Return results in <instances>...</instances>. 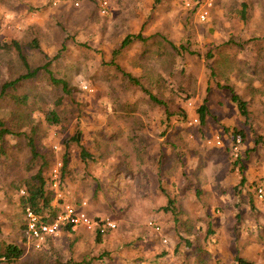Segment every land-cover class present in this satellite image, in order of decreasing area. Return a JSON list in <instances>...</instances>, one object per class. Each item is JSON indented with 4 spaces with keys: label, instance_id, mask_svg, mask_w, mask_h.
Segmentation results:
<instances>
[{
    "label": "rangeland",
    "instance_id": "1",
    "mask_svg": "<svg viewBox=\"0 0 264 264\" xmlns=\"http://www.w3.org/2000/svg\"><path fill=\"white\" fill-rule=\"evenodd\" d=\"M99 1L0 0V40L19 34L32 22L39 26L43 49L49 54L58 47L51 42L53 37H65L56 71L76 89L72 96L62 95L59 123L45 122L42 108L32 111L42 124L38 140L43 151L51 150L60 159L66 150L64 140L76 129L81 131L80 143L95 160L79 159V143H70L69 172L59 191L64 202L83 198L87 212L109 217L116 224L100 241L80 228L65 233L59 230L46 239L41 250L32 249L27 242L29 249L21 259L33 257L39 264L66 260L67 264H209L208 245L220 239L227 245L236 242L235 222L239 221L227 207L234 183L228 186L223 178L238 179L239 171L232 167L233 157L225 149L231 140L223 127H244L229 90L218 83L232 85L248 101L254 125L252 130L244 127L240 150L250 148L259 133L264 137V0H212L205 21L191 7L204 6L206 0H160L156 5L153 0H107L105 12ZM242 3L246 6L244 18ZM130 30L149 37L121 48L116 61L134 73L140 72L139 59L147 61L153 91L170 101L171 110L181 106L185 112L184 116L173 114L167 126L160 122L164 115L161 106L151 105L145 93L129 85L121 70L109 62L112 49ZM171 43L179 46L178 51ZM144 47L148 49L145 59L140 56ZM7 71L4 67V73ZM156 71L170 82H155ZM185 91L186 98L182 97ZM43 96L42 107L49 109L59 95L45 91ZM205 96L213 115L201 125L199 119L194 120V109ZM134 131L138 142L149 144L150 152L138 156L132 151L130 135ZM215 135L221 144L206 141ZM164 138L168 143L163 150L171 154L169 163L175 167L169 175L154 169L162 149L159 151V141ZM172 144L179 150H173ZM28 155V150L16 155L19 163L12 174L15 168L26 171ZM1 161L0 242L22 244L25 210L17 192L9 188L11 174ZM130 166L133 174L124 170ZM251 169L259 171L264 187V148L259 146L249 154L244 173L250 175ZM179 176L190 183L185 190L176 186ZM169 197L175 198V215L162 209ZM149 221L158 224L159 230ZM227 264L234 262L228 259Z\"/></svg>",
    "mask_w": 264,
    "mask_h": 264
},
{
    "label": "trees",
    "instance_id": "2",
    "mask_svg": "<svg viewBox=\"0 0 264 264\" xmlns=\"http://www.w3.org/2000/svg\"><path fill=\"white\" fill-rule=\"evenodd\" d=\"M60 1L76 2L78 0ZM159 1L160 0H153V5H156V3ZM3 2L8 3L9 0H3ZM3 2H0V4ZM100 2L101 0L99 1V5ZM241 6L240 14L242 18H244L246 7L245 3H242ZM209 7H211V5ZM191 10H194L197 13L198 6L193 5ZM148 37L149 36H144L140 30L127 31V33L121 38L118 46L112 49V58L109 62L117 69L121 70V76L127 80L129 85L137 86L145 93V98L150 102L151 105L161 106L164 115H162L163 117L160 122L162 125L167 126V124H169L168 121L170 117L173 116V114L177 113L179 116H184L185 112L181 106H177L175 109L171 110L169 108L170 101L162 97L161 94L153 91L151 86L148 84L150 81H152V79L150 80L149 78L152 70L150 69L147 61L142 59L137 61V64L140 67L139 73H134L129 69H122V67L116 61V57L120 53L121 48L125 47L135 39L144 42L148 39ZM42 40L43 34L39 26L33 22L27 24L19 34L10 37V39L0 40V53L4 55L1 56L0 54V158L3 165L6 166V170H8V172L11 174V178L8 180L9 188L17 192L19 195L18 200L20 206H22V209L25 210V208L28 206L34 213L39 215L40 218L44 220H51L56 215V213L61 210L62 203L64 202L63 195L56 198L55 202H53L54 193L51 187V169L53 163L58 160L61 161V165L59 167V187L63 188L65 183V174L67 171L69 172L67 165L69 161H71L68 150L69 144L73 142L79 143L80 150L78 156L79 159L84 162H88L89 159L95 160V155L80 143L82 134L79 129H76L72 135L64 140L66 150L64 154L60 156V159L58 157L56 158V155L51 150L43 151L44 148L41 146V143H39V128L42 124L39 118L32 116V111L38 107L42 108V110H44L43 115L45 122L49 124L59 123L62 120V116H60L58 106L64 100L62 95L72 96V92L76 89V87L70 85L67 77H65L64 74L59 75V73L56 71L55 65L57 64V60L65 50V37L63 39L60 38L59 35L53 37L51 42L58 46L55 53L53 54H49L43 49ZM171 45L178 51L179 46L175 45L174 43H171ZM180 46H182V44H180ZM147 52L148 49L144 47L140 56L145 59V54ZM4 67L8 68L6 73H4ZM210 74H214L211 67ZM42 80H44L45 83H42ZM160 81H163L164 84H168L170 82L164 77V75L157 72V75H155V82ZM218 86L225 87L229 90L231 100L235 102L240 115L243 117V126L252 130L254 125L252 120L253 115L249 109L247 99L243 98L239 93H237L232 85L218 83ZM55 88L60 91V94ZM175 90L183 91L185 89ZM208 90L209 83L206 86V92ZM45 91L59 95L54 98V107L49 109H44V107H42L44 104L43 93ZM184 94L186 95L182 94V97L186 98L185 96H188L187 92L185 91ZM188 101L189 100L186 99V102ZM194 111L196 112L197 119L200 120L201 125L206 124L208 122L209 116L213 115L207 105L206 96L203 98L202 102H200L195 107ZM139 120H141V118ZM244 127H223L227 131L228 138L230 137L231 140L225 143V149L233 157L231 161L232 167H237L239 171V178L234 184V193L241 191L239 186L243 185L247 178L244 172L249 164V154L252 152H257L259 146L264 148V137H262V134L259 133L258 137L254 139V145H252L250 148L248 147L240 150V153L236 157L232 155L230 150L231 143L237 136H239L241 140H244L246 136V129ZM164 130L165 128L161 134H164ZM140 135L142 136V133H140ZM136 136H138L136 135V131L130 135V137L134 140L132 143V151H137L138 156L144 155L146 151L150 152L151 147L149 144L145 140H140L141 142H138L139 140H137L138 138ZM167 143L168 142L165 138L163 141H159V151L160 148L162 149L160 153L157 154V167L154 168L156 172H160L159 174H162V170L165 175L172 174L175 170L173 163H169L171 160L169 159L171 154H167L166 151L163 150ZM172 148L173 150H179L174 144H172ZM22 150H28L29 153L28 159L25 161L26 171H18V169L15 168L14 173L12 174L13 167L16 165V163H19L16 155ZM178 153L179 151H176V154ZM127 162L130 163V161ZM124 170L132 174L134 173V168L131 166ZM177 178L181 179V181H179L176 185L177 188L185 190L190 184L188 183V179L180 176ZM251 184H248L247 187L249 189L252 188L255 193L257 188L261 186L263 188L264 197V187L262 186L261 182L255 179L251 182ZM20 189H24V193H20ZM82 199L83 198H79L73 201V203L79 204L81 201H83ZM162 209L169 210L175 215L177 213L175 198L169 197L166 204L162 206ZM87 213L95 221H99L101 218L99 214H90L89 212ZM26 221L27 218L25 213L24 222L21 223L22 244L8 241L0 242V264H39L34 262L33 257L28 259L30 261H23L21 259V256L26 253V248H28L27 242L30 243L32 249L41 250L44 248L46 239L51 238L54 234L48 235L40 247H35L32 243V240L29 239L26 234ZM76 228H80L81 232L87 231L98 241H100L102 236H104L106 232L109 231L108 229L101 233L98 231L96 226H94L92 229H88L84 225H73L70 222H61L58 231L61 230L65 233L70 230H76ZM40 254L44 255L45 253L41 252ZM235 259L237 264H253L252 260L244 258L240 255H236ZM68 262V260L61 262L52 261L42 264H67Z\"/></svg>",
    "mask_w": 264,
    "mask_h": 264
},
{
    "label": "crops",
    "instance_id": "3",
    "mask_svg": "<svg viewBox=\"0 0 264 264\" xmlns=\"http://www.w3.org/2000/svg\"><path fill=\"white\" fill-rule=\"evenodd\" d=\"M258 172L251 169L250 175L246 173L247 178L244 184L239 186L241 191L229 194L231 204L229 203L227 207L231 212L233 209V215L236 216L237 222L239 221L238 223L235 222L236 227H238L236 236L234 234L236 242L233 243L234 245L231 242L227 245V243L223 244L220 239L219 243L212 246L208 245L207 248L211 257L206 263L227 264L229 259L237 264L235 257L240 255L252 260L253 264H264V197H258L252 188L247 187L253 180H259ZM223 179L226 185L230 186L232 183H236L237 176L232 177L230 181L226 177ZM218 194L219 192L217 196ZM219 197L224 198L221 194ZM235 245L238 247L236 248Z\"/></svg>",
    "mask_w": 264,
    "mask_h": 264
},
{
    "label": "built area",
    "instance_id": "4",
    "mask_svg": "<svg viewBox=\"0 0 264 264\" xmlns=\"http://www.w3.org/2000/svg\"><path fill=\"white\" fill-rule=\"evenodd\" d=\"M77 3V2H76ZM212 0H206L204 2V6L202 3L199 4L197 15L200 20H204L209 15V6L211 5ZM101 12H105L107 9V0H102L100 2ZM194 120H197L195 116ZM208 143H213L214 145L221 144V139L219 135H215L214 138H207ZM240 142L241 139L237 136L234 141L231 143V153L234 157H236L240 152ZM61 165V161L58 160L56 164L53 165L51 169V187L55 193V197L58 198L61 196L59 191V167ZM257 196L263 197V188L259 186L256 190ZM85 201H81L79 204L64 202L62 203V208L60 211L56 213V215L51 220H44L40 218L39 215L34 213L30 207L25 208L26 218H27V226H26V234L29 239L32 240V243L35 247H40L45 241L46 237L50 234H56L58 228L60 227L61 222H70L73 225H84L88 229H92L94 226L98 228V231L103 233L108 229H112L115 227V222L109 218L101 217L99 221H95L86 211ZM149 224L153 226L155 229L159 230L160 226L152 221H149ZM165 237H163V241H165Z\"/></svg>",
    "mask_w": 264,
    "mask_h": 264
}]
</instances>
